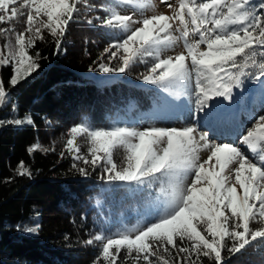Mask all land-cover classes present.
<instances>
[{
  "label": "snow or ice",
  "instance_id": "snow-or-ice-1",
  "mask_svg": "<svg viewBox=\"0 0 264 264\" xmlns=\"http://www.w3.org/2000/svg\"><path fill=\"white\" fill-rule=\"evenodd\" d=\"M81 3L101 12L87 24L121 33L104 49L107 56L102 53L89 71L125 73L141 63L145 72L138 79L173 100L187 97L196 114V122L182 128L141 129L131 124L96 128L83 122L69 129L66 148L81 162L72 167L82 176L90 174L89 167L100 168V180L123 182L136 191L159 182L143 223L114 233L101 230L84 241L98 246L92 264H118L122 250L125 262L131 257L135 264L141 259L145 264H171L160 254L171 256L168 246L177 257L183 254V264H204L202 257L222 264L225 249L235 255L253 241H264V114L250 113V126L240 132L238 143L210 136L218 121L232 115V105L245 102L246 82L259 85V112L264 113V0H175V6L168 4L172 15L137 19L118 11L135 0H114L99 8L87 0H0V25L26 17L23 31L0 27L4 37L0 68H11L10 86L40 68L42 57L35 46L45 39V32L55 42L57 54L62 51L63 37ZM175 21L179 36L170 31ZM180 39L185 51L165 57L163 53ZM9 95L0 79V107L8 103ZM159 99L172 103L167 97ZM4 123L20 126L34 121L25 115L0 120ZM77 137L87 139L86 154L76 144ZM40 147L36 143L27 150L31 154ZM116 147L126 153L120 165L113 159ZM31 174L20 161L17 175ZM253 223L258 226L252 227ZM17 227L26 234L40 230L39 224Z\"/></svg>",
  "mask_w": 264,
  "mask_h": 264
},
{
  "label": "trees",
  "instance_id": "trees-1",
  "mask_svg": "<svg viewBox=\"0 0 264 264\" xmlns=\"http://www.w3.org/2000/svg\"><path fill=\"white\" fill-rule=\"evenodd\" d=\"M87 2L99 8L114 0ZM79 7V15L63 37L62 51L57 54L47 32L45 39L37 41L35 50L42 57L37 71L12 87L8 84L11 68H0V79L10 93L8 103L0 107V120L30 115L34 121L32 125L0 124V264H92L98 246H88L84 241L101 230L114 233L127 227L158 187L156 182L152 188L136 191L123 182L100 180V168L93 171L89 167L90 174L82 176L72 167L81 163L66 148L68 131L74 125L86 122L109 128L160 114L170 116L174 111L179 114V100L138 79L145 72L141 63L125 73L89 71L121 33L87 24V19L101 12L83 3ZM25 19L19 17L11 25L0 27L14 26L23 31ZM3 43L0 36V45ZM246 87L259 99V85L246 82ZM160 97L172 103L164 104ZM36 143L40 149L29 154L27 149ZM76 144L87 153L90 145L85 137H77ZM125 156L122 148L113 149L118 165ZM20 161L31 171L30 177L17 175ZM36 224L40 225L38 234H26L17 227ZM168 247L171 256L162 251L160 254L171 264H183V254L177 257L175 249ZM125 255L126 250H122L118 264H135L131 257L125 262ZM222 256V264H264V241H253L235 255L225 249ZM202 260L213 264L206 257ZM139 264L145 262L141 259Z\"/></svg>",
  "mask_w": 264,
  "mask_h": 264
},
{
  "label": "rangeland",
  "instance_id": "rangeland-1",
  "mask_svg": "<svg viewBox=\"0 0 264 264\" xmlns=\"http://www.w3.org/2000/svg\"><path fill=\"white\" fill-rule=\"evenodd\" d=\"M169 3L175 6V0H163V2L162 0H135V3L132 5L123 4L120 8H118V11H120L121 14L133 15L134 19L159 14L172 15L173 9H170L168 7ZM178 27L179 22L175 21L173 23V28L170 30L174 36H179V32L176 31ZM184 51L185 49L183 46V40L180 39L176 41L175 45L172 48L166 50L163 55L165 57L168 55L175 56ZM246 89L247 91L245 92V102L242 104L232 105V115L228 119L218 121L212 127V130L210 131V136L212 138L217 140L226 138V142L231 141L238 143L237 137L240 135V132L246 127L250 126V113L255 110L258 114H264L262 112H259L258 99L255 98L252 90L248 87H246ZM223 103L225 104V106L228 105L227 101H224ZM195 122L196 114L194 105L188 102L187 97H181L179 99V114L174 111V113H172L170 116L160 114L141 121L137 120L130 124L141 129L147 126L182 128ZM200 155L201 158L204 159L206 158L207 154L205 152H201ZM158 188L159 182L157 189ZM155 195L156 192L149 196L148 202L146 203L144 209L133 221L126 223L127 227L125 228H132L144 222L145 214L152 208L153 197Z\"/></svg>",
  "mask_w": 264,
  "mask_h": 264
}]
</instances>
